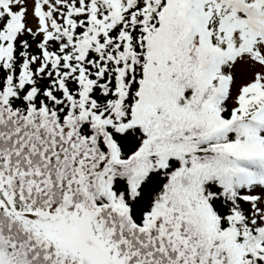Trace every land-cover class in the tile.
I'll use <instances>...</instances> for the list:
<instances>
[{
    "label": "snow or ice",
    "instance_id": "6c2138e0",
    "mask_svg": "<svg viewBox=\"0 0 264 264\" xmlns=\"http://www.w3.org/2000/svg\"><path fill=\"white\" fill-rule=\"evenodd\" d=\"M0 264H264V0H0Z\"/></svg>",
    "mask_w": 264,
    "mask_h": 264
}]
</instances>
